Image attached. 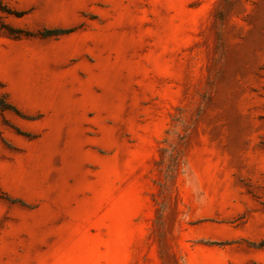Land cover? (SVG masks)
Segmentation results:
<instances>
[{
  "label": "rangeland",
  "instance_id": "374dc122",
  "mask_svg": "<svg viewBox=\"0 0 264 264\" xmlns=\"http://www.w3.org/2000/svg\"><path fill=\"white\" fill-rule=\"evenodd\" d=\"M2 99L0 264H264V0H0Z\"/></svg>",
  "mask_w": 264,
  "mask_h": 264
},
{
  "label": "trees",
  "instance_id": "16d2710c",
  "mask_svg": "<svg viewBox=\"0 0 264 264\" xmlns=\"http://www.w3.org/2000/svg\"><path fill=\"white\" fill-rule=\"evenodd\" d=\"M49 31H58V30H54V29L51 30L50 29ZM59 31H61V30H59ZM0 105H1V107H10L11 106L9 103L5 102L4 99H2V101L0 102Z\"/></svg>",
  "mask_w": 264,
  "mask_h": 264
}]
</instances>
